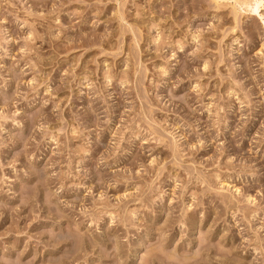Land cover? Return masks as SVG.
<instances>
[{
	"label": "rangeland",
	"instance_id": "1",
	"mask_svg": "<svg viewBox=\"0 0 264 264\" xmlns=\"http://www.w3.org/2000/svg\"><path fill=\"white\" fill-rule=\"evenodd\" d=\"M0 264H264V0H0Z\"/></svg>",
	"mask_w": 264,
	"mask_h": 264
}]
</instances>
